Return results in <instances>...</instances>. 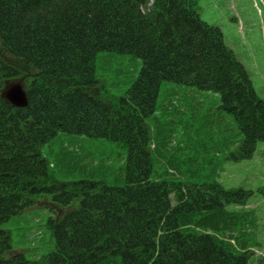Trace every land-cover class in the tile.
Segmentation results:
<instances>
[{
	"label": "trees",
	"instance_id": "16d2710c",
	"mask_svg": "<svg viewBox=\"0 0 264 264\" xmlns=\"http://www.w3.org/2000/svg\"><path fill=\"white\" fill-rule=\"evenodd\" d=\"M103 53L142 60L120 96L103 98ZM20 77L26 108L3 95ZM167 82L220 94L243 135L236 150L180 155L154 135ZM69 136L106 139L122 152L101 158ZM59 138L65 171H53L41 150ZM263 141L264 101L196 0H0V264H249L237 241L245 223L228 207L252 193L219 176ZM48 195L68 211L28 240L39 257L16 253L4 225Z\"/></svg>",
	"mask_w": 264,
	"mask_h": 264
},
{
	"label": "rangeland",
	"instance_id": "374dc122",
	"mask_svg": "<svg viewBox=\"0 0 264 264\" xmlns=\"http://www.w3.org/2000/svg\"><path fill=\"white\" fill-rule=\"evenodd\" d=\"M196 2L201 19L222 31L226 45L243 64L256 93L264 101V0ZM141 67L142 60L130 54H101L97 60V75L100 85L104 88L103 98L123 94L138 77ZM22 69L27 74L23 66ZM18 82L26 89L24 77L10 80L4 89L7 90ZM221 103V95L218 93L173 82L164 83L158 97L153 125L150 123L154 135L161 139L168 136L170 150L180 155L183 152L205 153L204 146L211 149V155L216 150L234 151L238 146L237 141L242 139L243 135L238 130L234 117L220 107ZM69 137L75 149L91 152L101 158L110 156L113 152L115 156L122 152L121 149L114 148L115 143L106 139L78 136L75 140ZM66 139L68 140V137ZM180 147L185 149L182 151ZM41 150L55 165L53 171L66 170L61 162L64 148L60 138L45 144ZM223 155L226 157V154ZM219 181L226 188L243 189L252 193L247 206L239 209L230 205L228 210H239L242 215L241 220L245 224L241 230L238 229L241 232L237 234V241L239 246L249 249V264H264V141L258 143L251 159L227 161ZM49 198L51 195L38 198L35 205L4 225V228L12 233L16 253L29 255L33 246L27 245L28 240L45 230L51 215L60 218L68 211L52 203ZM52 238L50 231L45 236L47 245L53 242ZM33 250V256L39 257L42 250L37 247Z\"/></svg>",
	"mask_w": 264,
	"mask_h": 264
},
{
	"label": "water",
	"instance_id": "95a60500",
	"mask_svg": "<svg viewBox=\"0 0 264 264\" xmlns=\"http://www.w3.org/2000/svg\"><path fill=\"white\" fill-rule=\"evenodd\" d=\"M4 97L14 107L26 108L28 106L27 93L20 82L11 85L5 90Z\"/></svg>",
	"mask_w": 264,
	"mask_h": 264
}]
</instances>
